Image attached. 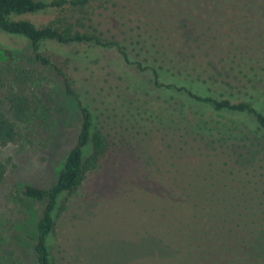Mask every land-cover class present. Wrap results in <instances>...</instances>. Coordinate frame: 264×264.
I'll use <instances>...</instances> for the list:
<instances>
[{
  "label": "trees",
  "instance_id": "trees-1",
  "mask_svg": "<svg viewBox=\"0 0 264 264\" xmlns=\"http://www.w3.org/2000/svg\"><path fill=\"white\" fill-rule=\"evenodd\" d=\"M117 1L0 0V32L31 51L30 66L20 67L14 64L13 50L2 49L6 62L0 63V149L49 146L42 91L52 75L63 80L82 117L77 141L57 182L49 189L26 185L22 190L25 198L44 203L36 233L29 237L35 264H56L52 245L57 218L87 176L101 171L103 161L114 151L97 129L94 111L73 88L71 57L56 45L69 50L85 45L117 47L128 66L147 72L163 92L148 98L150 111L139 119L152 133L149 154L135 157L128 168V185L127 181L117 184V195L128 190V206L122 201L127 198L114 193L102 199L85 198L89 200L84 208L87 215L78 230L87 231L81 238L90 242L96 233H88L89 229L96 232L113 219H122L128 221V242L152 240L165 251L129 264H264L263 258L252 255L264 232V91L251 85L254 76L264 81V61L255 54L249 64L260 63V67L252 66L254 73L246 78L241 69L229 66L231 58L224 52L225 23H236L238 18L264 20V0H212L208 11L194 12L207 29L194 27L172 43L182 57L171 52L155 59L103 39L93 19L96 4L108 9L106 4L116 6ZM29 14L56 16L43 26L18 18ZM240 144L244 149L256 148L251 162L240 160L236 150ZM128 149L136 156V150ZM8 170L9 164L0 158V186ZM242 197L250 200L244 203ZM102 202L107 205L104 210L99 206ZM109 207L110 214L101 216L110 219L106 226L97 224L96 215ZM14 229L12 217L0 215V264H27L12 246ZM227 248L236 250L238 261L229 260Z\"/></svg>",
  "mask_w": 264,
  "mask_h": 264
},
{
  "label": "rangeland",
  "instance_id": "rangeland-1",
  "mask_svg": "<svg viewBox=\"0 0 264 264\" xmlns=\"http://www.w3.org/2000/svg\"><path fill=\"white\" fill-rule=\"evenodd\" d=\"M207 1L118 0L116 6L106 4L108 9H100L101 3H97L93 19L103 39L115 40L135 54L140 53L146 58L155 59L173 52L175 56L182 57L171 45L181 36L184 37V32L193 31L194 27L207 29L208 26H203L204 22L200 21L199 14L194 13L197 9L202 10L199 13L208 11L213 2ZM55 16L29 14L18 18L43 26ZM238 16L243 15L240 13ZM217 27L222 28L220 24ZM227 29H231L232 33H226ZM224 32L227 39L224 52L231 58L229 66L241 69L245 77H252V66L259 68L260 63L251 65L249 61L255 54L259 55V61H264V20L242 18L241 21L238 18L236 23H225ZM56 47L71 57L70 72L75 79L73 88L94 111L97 129L104 133L114 150L103 161L101 171L87 176V180L71 197L67 210L57 218L55 243L52 245L56 264H129L145 255L164 254L165 251L159 244L150 243L152 240L128 242L130 236L125 228L128 225L127 220L113 219L107 223L110 219L101 217L110 214V207L107 212L103 211L95 218L97 224L107 223V226L105 224L106 227L97 228L96 232L94 228L88 230V233H96L91 243L81 238L87 230L82 233L78 230L81 220L87 215L84 208L87 207L88 199L96 196L102 199L114 193L119 198H127L122 201L128 206V190L117 195V184L127 181L128 185V168L133 165L134 159L149 154L152 133L139 119H145L143 115L150 111L148 98L159 97L162 90L154 86L153 77L147 72L140 73L137 67L128 66L117 47L85 45L73 47L71 50L69 47ZM5 48H10L15 53V65L30 66V49L15 37L0 32V63L6 62L2 51ZM133 52L130 53L135 56ZM234 60L241 61L245 67L238 66ZM210 76L214 78L213 75ZM51 78L49 86L42 91L43 113L48 121L49 146L44 149L38 145H9L0 149V158L9 164L6 180L0 186V215L12 217L15 221L12 246L18 249L27 264H35L29 237L36 233V221L41 215L44 203L25 198L22 195L23 187L33 185L49 189L57 182L66 157L77 141L82 121L76 102L67 94L63 80L56 75ZM251 79V85L264 91L263 80L255 76ZM227 80L223 78L224 82ZM158 90V93H153ZM144 96L147 100H144ZM174 101L180 102L178 98ZM129 147L136 150V156L134 151H129ZM236 147L243 162H251L256 156L255 147L244 149L243 144ZM248 200L250 198L242 197L241 201L245 203ZM99 206L103 210L107 208L104 202ZM226 252L230 261L239 260L236 250L227 248ZM252 255L264 259V232L255 242Z\"/></svg>",
  "mask_w": 264,
  "mask_h": 264
}]
</instances>
